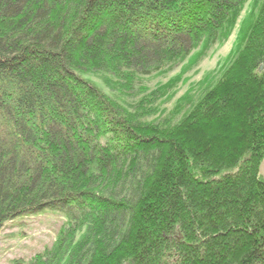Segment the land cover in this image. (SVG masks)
Wrapping results in <instances>:
<instances>
[{"label": "trees", "instance_id": "obj_1", "mask_svg": "<svg viewBox=\"0 0 264 264\" xmlns=\"http://www.w3.org/2000/svg\"><path fill=\"white\" fill-rule=\"evenodd\" d=\"M250 1L0 0V233L65 219L27 264H264V0L167 119L148 86Z\"/></svg>", "mask_w": 264, "mask_h": 264}, {"label": "rangeland", "instance_id": "obj_2", "mask_svg": "<svg viewBox=\"0 0 264 264\" xmlns=\"http://www.w3.org/2000/svg\"><path fill=\"white\" fill-rule=\"evenodd\" d=\"M255 6L254 0L245 6L239 18L233 23L235 27L233 26L231 33L216 40L213 44L212 40L204 41L189 57L181 61L169 76L161 77L148 84L154 89L158 84L168 85V83L179 80L177 88L169 93L168 97L172 95L173 98L171 100L164 99L158 104L159 111L165 110L166 113H160L158 117L162 120L167 119L185 95L190 92L193 95L205 80L208 82L209 78L211 81L216 73L223 70L232 54L237 50L243 33H246L243 31V26L248 25V22L252 24L256 19L254 16ZM151 79L148 77L146 81ZM101 82L103 81L97 83L110 93L105 86L106 83ZM64 221L61 214L47 211L7 223L0 233V264H16V261L27 264L46 247L52 246ZM84 234L86 233L83 232L77 239Z\"/></svg>", "mask_w": 264, "mask_h": 264}, {"label": "water", "instance_id": "obj_3", "mask_svg": "<svg viewBox=\"0 0 264 264\" xmlns=\"http://www.w3.org/2000/svg\"><path fill=\"white\" fill-rule=\"evenodd\" d=\"M259 175L263 178V181H264V160L262 161L260 165Z\"/></svg>", "mask_w": 264, "mask_h": 264}]
</instances>
